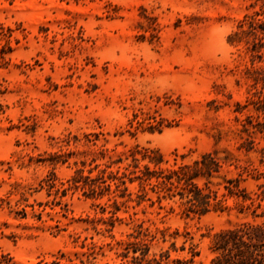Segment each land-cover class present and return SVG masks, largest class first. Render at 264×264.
Wrapping results in <instances>:
<instances>
[{
	"label": "rangeland",
	"instance_id": "rangeland-1",
	"mask_svg": "<svg viewBox=\"0 0 264 264\" xmlns=\"http://www.w3.org/2000/svg\"><path fill=\"white\" fill-rule=\"evenodd\" d=\"M262 185L264 0H0V264H211Z\"/></svg>",
	"mask_w": 264,
	"mask_h": 264
},
{
	"label": "trees",
	"instance_id": "trees-1",
	"mask_svg": "<svg viewBox=\"0 0 264 264\" xmlns=\"http://www.w3.org/2000/svg\"><path fill=\"white\" fill-rule=\"evenodd\" d=\"M214 169H219L218 162L212 154L202 156L200 162L196 161L194 166H182L180 171L175 172L179 181L184 180L185 185L189 186L187 210L196 214H204L209 211L212 206L215 209H223L222 200H217L214 195V203L210 202V193H205L204 190L192 182L198 177L203 169L208 175H211ZM170 179V178H168ZM230 194H237L234 190L227 187ZM262 189L261 200H264V185ZM182 194V193H181ZM242 195V204L238 205L239 214H245V210L249 206L243 205L246 200H252L246 194ZM250 206H253L251 201ZM260 203L257 207H260ZM262 218V219H261ZM210 251L213 254L211 264H264V212L258 214L256 210H252V220H245L240 223H235L229 227L214 234Z\"/></svg>",
	"mask_w": 264,
	"mask_h": 264
}]
</instances>
